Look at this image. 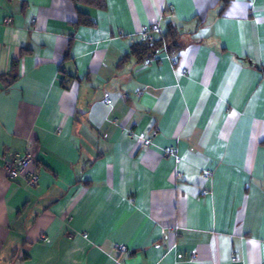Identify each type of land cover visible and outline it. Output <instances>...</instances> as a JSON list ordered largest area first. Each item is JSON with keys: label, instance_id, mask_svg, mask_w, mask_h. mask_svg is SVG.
I'll use <instances>...</instances> for the list:
<instances>
[{"label": "crops", "instance_id": "1", "mask_svg": "<svg viewBox=\"0 0 264 264\" xmlns=\"http://www.w3.org/2000/svg\"><path fill=\"white\" fill-rule=\"evenodd\" d=\"M0 264H264V0H0Z\"/></svg>", "mask_w": 264, "mask_h": 264}, {"label": "trees", "instance_id": "2", "mask_svg": "<svg viewBox=\"0 0 264 264\" xmlns=\"http://www.w3.org/2000/svg\"><path fill=\"white\" fill-rule=\"evenodd\" d=\"M75 4H82L88 7L102 8L104 6V0H72ZM78 23L85 25L92 24V20L83 15H79ZM159 32V31H158ZM176 28L168 24L165 32L158 34V37H152L151 33L146 38H143L140 42L135 43L130 48V55L133 56L138 62L148 61L155 51L168 46V51L174 49V43L176 38Z\"/></svg>", "mask_w": 264, "mask_h": 264}, {"label": "built area", "instance_id": "3", "mask_svg": "<svg viewBox=\"0 0 264 264\" xmlns=\"http://www.w3.org/2000/svg\"><path fill=\"white\" fill-rule=\"evenodd\" d=\"M4 22L9 23V18H6ZM158 31H159V27L157 23L153 22L148 26L142 27L140 33H141L142 38H146L149 35V33L158 32ZM106 103L109 104L110 100H106ZM141 138H142V145L147 146L149 144V136L147 134H143ZM31 160H32V157L29 152H25L23 154H14L10 160H7L5 162V170L7 173V177L13 180L14 178L18 176H22L23 178L26 179L29 185L31 186L36 185L39 180L38 172L26 171L27 167L31 163ZM178 161L179 159H177V162ZM202 193L204 194L205 192H202ZM118 249L120 251H123L125 250V247L120 245L118 246Z\"/></svg>", "mask_w": 264, "mask_h": 264}]
</instances>
